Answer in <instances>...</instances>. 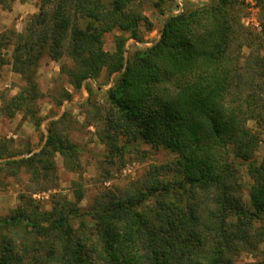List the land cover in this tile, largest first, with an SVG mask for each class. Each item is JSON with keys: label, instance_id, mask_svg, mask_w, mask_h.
I'll list each match as a JSON object with an SVG mask.
<instances>
[{"label": "trees", "instance_id": "trees-1", "mask_svg": "<svg viewBox=\"0 0 264 264\" xmlns=\"http://www.w3.org/2000/svg\"><path fill=\"white\" fill-rule=\"evenodd\" d=\"M136 1L38 0L22 32L0 35V78L2 52L13 45V71L26 82L9 100L0 95L1 110L9 117L22 111L40 126L37 67L44 56L66 57L72 67L62 71L75 90L105 70L118 76L98 133L112 156H124L126 139L167 149L174 161L141 182L101 189L89 224L82 187L75 200L58 191L56 154L70 171L80 168L79 143L58 129L64 116L50 123L39 151L18 157L0 141V169L28 174L33 193L55 191L49 209L29 190L0 215V264H238L244 253L264 254V159L255 157L261 135L249 126L264 121V54L242 60L241 45L234 49L243 3L212 0L172 14L152 47L127 56L128 38L142 40L141 26L152 25ZM113 30L122 35L109 52L104 36Z\"/></svg>", "mask_w": 264, "mask_h": 264}, {"label": "rangeland", "instance_id": "rangeland-1", "mask_svg": "<svg viewBox=\"0 0 264 264\" xmlns=\"http://www.w3.org/2000/svg\"><path fill=\"white\" fill-rule=\"evenodd\" d=\"M181 1L183 10H189L209 4L212 0ZM240 1L243 4L239 12L234 49L241 45L240 56L244 60L256 51L264 54V41L261 36L264 12L260 0ZM136 3L140 4L152 25L141 26L142 40L128 38L125 46L127 56L152 47L159 40L166 19L172 14H179L176 12L178 0H137ZM38 12V0H14L9 7H0V35L11 29L22 32L28 19ZM120 35L122 34L119 30L106 33L104 49L114 52L115 39ZM13 49V45H9L2 52L7 64L1 69L0 95L6 96L7 100L26 86L22 76L13 71ZM63 66L72 67V61L66 57L54 61L44 56L37 67L36 79L40 96L36 106L42 119L40 126L34 125L31 116L24 115L22 111H17L14 117H9L1 110L3 102L0 100V141L7 144L9 150L17 153L18 157L28 155L29 151H39L45 144L50 123L64 116L58 129L79 143L80 168L77 172L70 171L66 167L64 157L56 154L58 191L70 200H75L74 189L76 185H80L84 191L80 206L85 211L84 219L92 224L88 214L89 205L101 189L141 182L149 170L174 161L175 155L167 149L153 147L143 141L127 143L126 139H123L120 143L126 146L124 156H112L108 144L99 139L98 133L106 126L102 117L109 119L107 92L118 76L109 75L105 70L99 78L86 80L85 87L75 90L68 74L62 71ZM69 94L71 98L68 97ZM249 126L261 135V142L255 154L256 159L260 161L264 159V121L260 125L250 121ZM108 174L112 177L108 178ZM0 182V215H6L15 209L20 203V195L29 193V190H32L30 195L39 200L44 209L51 207V193L55 191L33 193L36 186L34 187L25 172L10 176L8 168H2ZM242 182L244 196L249 199L252 181L245 166L242 167ZM257 260L264 262L262 252L244 253L238 258V264Z\"/></svg>", "mask_w": 264, "mask_h": 264}, {"label": "built area", "instance_id": "built-area-1", "mask_svg": "<svg viewBox=\"0 0 264 264\" xmlns=\"http://www.w3.org/2000/svg\"><path fill=\"white\" fill-rule=\"evenodd\" d=\"M178 9H177V13H181L183 11V2L181 0H178Z\"/></svg>", "mask_w": 264, "mask_h": 264}]
</instances>
